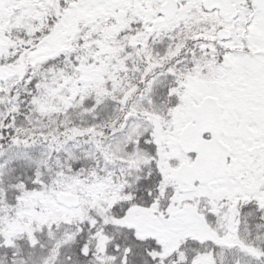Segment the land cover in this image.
Returning <instances> with one entry per match:
<instances>
[{"label": "snow or ice", "instance_id": "1", "mask_svg": "<svg viewBox=\"0 0 264 264\" xmlns=\"http://www.w3.org/2000/svg\"><path fill=\"white\" fill-rule=\"evenodd\" d=\"M0 264H264V0H0Z\"/></svg>", "mask_w": 264, "mask_h": 264}]
</instances>
